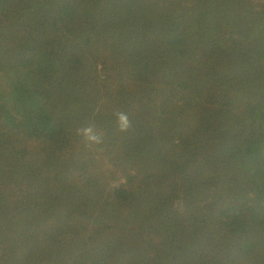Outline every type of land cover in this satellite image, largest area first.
I'll return each instance as SVG.
<instances>
[{"label": "trees", "instance_id": "obj_1", "mask_svg": "<svg viewBox=\"0 0 264 264\" xmlns=\"http://www.w3.org/2000/svg\"><path fill=\"white\" fill-rule=\"evenodd\" d=\"M0 264H264V0H0Z\"/></svg>", "mask_w": 264, "mask_h": 264}, {"label": "clouds", "instance_id": "obj_2", "mask_svg": "<svg viewBox=\"0 0 264 264\" xmlns=\"http://www.w3.org/2000/svg\"><path fill=\"white\" fill-rule=\"evenodd\" d=\"M119 121H120L121 131H126L131 126L127 116L122 113L119 114ZM83 131L89 140L94 141L96 143L100 142V139L97 136L91 135L92 133L91 128L84 129Z\"/></svg>", "mask_w": 264, "mask_h": 264}, {"label": "rangeland", "instance_id": "obj_3", "mask_svg": "<svg viewBox=\"0 0 264 264\" xmlns=\"http://www.w3.org/2000/svg\"><path fill=\"white\" fill-rule=\"evenodd\" d=\"M6 127L12 131H15V132H18V131L23 132V129H24V128L23 129L20 128V124L18 122H16V120L14 122H12L9 117L6 119ZM28 149H29L30 156L34 155L37 151V148L35 146V142H30Z\"/></svg>", "mask_w": 264, "mask_h": 264}]
</instances>
